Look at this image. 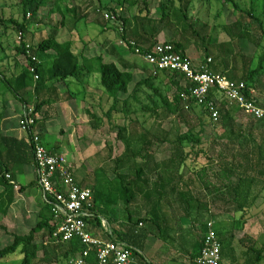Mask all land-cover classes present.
I'll return each mask as SVG.
<instances>
[{"label": "trees", "instance_id": "1", "mask_svg": "<svg viewBox=\"0 0 264 264\" xmlns=\"http://www.w3.org/2000/svg\"><path fill=\"white\" fill-rule=\"evenodd\" d=\"M63 1L19 0L23 16L21 22L0 18L1 27H12L20 35V45L15 49L16 57L21 55L28 60L18 76L13 75L8 79L0 72V93L12 95L25 108L32 110V131L42 136L45 123L51 118L52 106L77 100V94L70 91L71 85H84L87 91L88 86L84 80L92 75H99L105 102L111 103V107L104 112V118L111 121L119 113L124 116L125 125L118 126L117 139L123 142L125 152L116 158L110 157L115 165L112 171L115 178L108 180L105 185L97 174L83 179L71 168L78 186L91 190L94 195L95 218L87 222L92 236L104 242L129 247L134 252V259H139L140 264H147L142 254L149 238L156 237L173 244L175 236L179 235L181 241V235L185 231L181 221L191 219L194 226L204 223L200 237L192 234L194 239L197 238L193 245L198 249L194 254L188 255V258L195 264L203 247L207 224L219 223L223 217L241 214L243 219L235 221L233 232L226 236L222 229L216 231L222 245L223 264L228 258L234 259L235 264L238 262L235 256L237 252L232 248L234 243H239L243 248L240 249L241 258L244 259L242 264H262L264 249H259L254 239L241 226L246 224L249 211L264 193V121L251 120L247 128H239L236 125L237 119L231 116L236 105L222 100L218 109L219 120L214 122L210 110L200 106L192 98L191 85L183 74L151 66L145 61V56L152 54L157 46L169 44L173 46L175 53L191 61L194 66L205 65L212 60L209 69L213 74L232 82L245 83L249 99L260 104L254 89L257 79L264 75V55L259 58L257 69L252 70L254 59L241 55L238 47L245 41L257 47L263 45L264 0H250L249 8H243L237 0H217L233 10L235 23L224 28L230 41L214 45L211 44L210 36L203 35L208 30V25H199L189 15L195 0H118L114 10L100 6L96 10L98 14L106 11L110 18L119 20L122 24V38L130 51L143 59L148 65L146 67L152 68L151 72L147 71L149 77L138 82L132 91L131 87L135 83L134 70L137 68L127 64L115 50H112V56H118V61L106 62L104 56L90 59L83 54L77 55L73 51L72 41L60 42L56 31L43 37L42 31L37 27L42 23L39 20L41 13L48 7H51L50 15L53 12L62 15L61 27L66 26L65 19L71 14L75 16V24L81 23L82 18L75 8H62ZM155 4L159 19L153 17L151 7ZM118 9L129 12V19L118 16ZM133 10L134 15L131 16ZM169 27L178 32L180 37L177 41L176 37L172 42L161 40L162 34ZM32 28L37 30L33 32ZM29 33L41 36L35 46H29L25 42ZM189 38L205 46L203 63L195 64L187 56L185 43ZM136 50L140 51L139 54ZM48 53H53L54 59L50 67L46 68L40 61ZM32 58H36L39 64L34 63ZM240 58L244 66L238 69L233 64L238 63ZM33 66L35 73L31 72ZM156 82L172 88L174 96L169 97L163 93ZM60 87H64L66 92L61 94ZM143 89L150 92L147 95L150 103L147 105L140 101ZM133 104L139 106L141 111H133ZM138 113L153 119L176 117L178 125H185L187 132L181 135L178 132L174 141L150 130L136 132L132 129L136 125L132 116ZM87 114L92 128L98 131L104 118L89 110ZM2 122L3 114L0 113V235L12 237L13 243L5 248L0 246V264H45V260H50L49 264H68L71 258L82 253L84 246L79 241L63 244L53 238L57 222L50 206L44 205L37 224L29 229L27 235L10 231L5 224L17 194L40 189L37 181L27 187L18 184V171L36 166L34 149L26 138L20 140L2 134ZM208 126L224 128L223 137L218 138L219 142L216 139L212 141L213 147L220 149V154L216 156H209L202 147L206 143L204 135ZM167 145L170 149L169 157L158 160L159 150ZM46 149L52 154L60 151L58 148ZM203 155L208 161L198 166ZM215 165L221 170L214 175L216 180H220L219 184L210 183L208 172ZM204 178L208 180V184ZM196 193L199 194L196 196ZM120 204L122 212L119 214ZM194 215L196 219L192 218ZM205 215L209 217L208 221H203ZM102 220L107 221L109 231L103 228ZM91 264H95L94 257Z\"/></svg>", "mask_w": 264, "mask_h": 264}, {"label": "rangeland", "instance_id": "2", "mask_svg": "<svg viewBox=\"0 0 264 264\" xmlns=\"http://www.w3.org/2000/svg\"><path fill=\"white\" fill-rule=\"evenodd\" d=\"M237 1L243 8H249L250 6V0ZM117 3L118 0H64L62 2V8H75L78 16L82 18L81 23L75 24V16L71 14L65 19L66 26L61 27V23L63 21L62 15L58 12H53V14L50 15L49 12L51 7H48L43 10L40 15L39 20H41L42 23L39 27H37V29L42 31L43 37H48L53 31H56L57 38L60 42L69 40L72 41L73 51L77 55L83 54L86 58L91 59L97 56H104L106 62H117L118 56H112V50H115L116 53H119L120 58H122L127 64L130 63L137 68L134 70L135 83L131 87L132 91L138 82H141L149 77L148 72H151L152 68L146 67L148 65L144 62V60L130 51L126 42L122 38L123 31L121 22L116 20L114 17H109V19H107L106 16L109 13L106 11L101 14L102 16L98 14V11H96L99 10L100 6L108 8V10H114L117 8ZM177 5H179V3ZM156 6V4L153 5L151 9L153 17L159 19L160 16L156 13ZM130 14L133 16L134 10ZM189 15L196 19L199 25H208L209 28L204 31L203 35L211 37V44L214 45L230 41L227 38L228 35L224 29L226 26L235 23V14L230 7L225 6L222 2L217 0H195L191 5ZM118 16L129 19V12L118 9ZM0 18L4 20L15 19L21 22L23 16L19 6V0H0ZM37 29L32 28L33 32ZM177 33L178 32H176L174 28L169 27L162 34L161 40L164 42H172L176 37L177 41L180 37ZM40 37L41 36L39 34L29 33L25 38V42L29 46H35ZM19 39L20 35L12 27L5 29L0 26V72L8 79L13 75L18 76L21 72V68H24L28 62V60L21 55L16 57L15 49L18 45H20ZM185 44L187 46V56L193 60L195 64L203 63L205 60V46L191 38H189V41ZM238 49L241 55L244 54L248 58L254 59L251 69H257L259 65V58L264 55V42L262 46L257 47L245 41L239 45ZM40 62L43 63L46 68H49L51 65L50 57L46 60V62ZM233 66H236L238 69L243 68V60L240 58L238 63H234ZM257 82L262 84L261 87L264 90V75L259 77ZM90 84L92 87V95L91 97L86 98V110L83 106H81L82 103L77 104L75 102V104H57L52 106L50 111L51 118L46 121V129L49 130L48 134L50 136L45 135V140L43 139V141H45L50 149H52L53 145L54 147L60 146V153L65 155L69 166L73 169L76 175L78 174L79 178L85 179L88 175L94 176L97 174L96 176L101 177V182L105 185L108 180H113L115 178L112 174L115 165L114 161H112L110 157L112 156L113 159L125 152L123 142H119L117 139L118 126H124L125 122L124 116L121 113L115 115L111 121L104 118V112L111 107V103L105 102L104 93H101L102 91L100 89V83L97 76L92 77ZM156 84L162 89L163 93L167 94L169 97L174 96L175 91L172 88H166L159 82H156ZM75 89H78V87H75ZM143 90L144 93L141 94L140 101L142 104L147 105L150 103L147 98V95L150 92L148 89ZM126 97L127 96L124 98ZM94 105L96 106L94 107ZM260 105L263 107L261 103ZM61 106L69 110L67 119ZM136 109L141 111L139 106L133 104V111H136ZM24 110L25 106L19 101H16L12 95H3L0 93V113L3 114V122L1 124V127L3 128L1 131L2 134H4L3 130L10 131L11 133L9 134H13V131H21L20 116H23ZM87 110L92 113H97L101 118H104L98 131L94 130L89 123ZM240 112H242V110H239L236 106V108L231 111V116L232 118L237 119L236 125L239 128L245 129L249 125L250 121L255 119L251 118L244 112H242L243 114ZM132 118L136 121V125L132 127V129L136 132H143L144 129L150 130L152 133L162 135L170 141H174L178 137V132L179 135L187 132L185 125H182L181 127L178 125L176 117L153 119L142 113H138L137 115H133ZM144 122H146V124ZM222 130H224V128L221 129V127H217L215 129L212 126H208L206 129L204 135L206 143L202 147L209 156H216L218 153L220 154L219 147H213L212 141L216 139L219 142V136L221 137L224 133ZM4 135H7V132ZM169 155L170 149H168V145L164 146L158 152V160H164L168 158ZM207 161L208 160L205 155L201 156L198 166L207 163ZM198 166L195 167L199 168ZM219 172H221V170L218 165H215L213 170L208 172L211 177L210 183L219 184L220 180H216L214 177V175ZM19 175L20 174H18V176ZM26 179L27 181L21 178L19 183L28 184L33 180L32 175L27 176ZM204 179L208 184V180H206V178ZM29 191L30 194L33 195L32 197L36 200L37 204L39 203L41 206L44 205L40 190L32 189ZM197 194L199 193H196L195 195L197 196ZM18 205L19 207L17 208L21 210L25 203L18 202ZM193 206L196 207L195 204H193ZM121 209L122 204H120L118 208L119 214L122 212ZM258 216L264 220V193H262L260 199L256 202V205L249 211L245 220L253 221V219ZM192 218L196 219L197 217L194 215ZM208 218L209 217L205 215L203 217V221H208ZM241 219H243L241 214L223 217L219 220V223L215 222V229L216 231L222 229L224 235L227 236L228 233L233 232L235 229V221ZM33 220L34 219L31 217L29 222L32 223ZM105 223L108 225L107 221ZM183 224L184 226H187L184 227L185 231L182 239L183 247L179 252L181 256L177 262L178 264H187V261L185 260L188 258V255L190 256L191 254H194L195 250L198 249L193 245L195 239L197 238L194 239L192 237V232L195 229L192 220L185 218L183 219ZM13 229L16 232L19 230L20 235H27L29 232V229L27 228H25V230L11 228V230ZM154 238L158 240L156 237ZM156 240L152 242V249L156 248ZM12 243V237L0 235L1 247H8L12 245ZM240 249L243 250L242 247ZM241 250L238 251L237 255H235L238 261L237 263L239 264H242L244 261V259L241 258ZM146 254L147 258H150L148 253ZM50 259L52 261L53 256ZM44 262L45 264H49L50 260H45ZM9 264L16 263L10 262Z\"/></svg>", "mask_w": 264, "mask_h": 264}, {"label": "built area", "instance_id": "3", "mask_svg": "<svg viewBox=\"0 0 264 264\" xmlns=\"http://www.w3.org/2000/svg\"><path fill=\"white\" fill-rule=\"evenodd\" d=\"M30 18V16H29ZM109 19V15L106 16ZM134 46V43H131ZM139 50L136 53L139 54ZM31 57V55H29ZM37 63L36 58H32ZM145 61L160 70L183 74L191 85L190 94L200 106L210 110L214 122L219 120V107L222 100L236 105L251 118L264 121V108L247 96L245 83H237L213 74L207 64L194 66L191 61L175 53L173 46H157ZM39 64V62L37 63ZM36 72L35 67L31 69ZM38 80V76L35 77ZM251 95L253 93L251 92ZM32 110L25 108L21 117L20 129L31 143L36 160V181L42 193L44 205L50 206L57 222L53 238L63 244L79 241L84 249L81 254L70 259L68 264H132L134 252L120 243L104 242L89 232L88 220L95 218V199L93 192L78 186L66 157L50 153L39 133L32 131L34 120ZM10 179V177H7ZM106 221L102 226L109 231ZM195 264H223L222 245L215 229V223L207 224L203 247Z\"/></svg>", "mask_w": 264, "mask_h": 264}, {"label": "crops", "instance_id": "4", "mask_svg": "<svg viewBox=\"0 0 264 264\" xmlns=\"http://www.w3.org/2000/svg\"><path fill=\"white\" fill-rule=\"evenodd\" d=\"M49 57H50V60L52 62V60L54 59V54H52V53H48L46 55V57L41 59V61L46 62V60ZM96 76H97L99 83H100L99 75H96V74L92 75L90 78L84 80L85 84H87V86H88L87 91L84 88V85L82 87H79V86H76V84H72L70 87V91L77 94V100L74 102L77 104L82 103L81 106H83L85 110H86L85 104L87 101L86 98L91 97V95H92V90H91L92 87H91L90 81H91L92 77H96ZM261 86H262V84H260V82H257L255 89H254V91H255L254 93L256 94L257 100L262 105H264V99H263L264 98V90L262 89ZM75 87L76 88L78 87V89H75ZM59 92L61 94H63L66 92V89L64 87L63 88L60 87ZM101 93H103V92H101ZM83 97H84V99H83ZM74 102H71V103H74ZM69 104L70 103H68V105ZM53 106H55V105H53ZM63 106H61V107H62V110H64V114H65L66 119H67L68 115H69L68 114L69 110L63 108ZM67 107H69V106H67ZM70 107H71V105H70ZM20 118H21V116H20ZM41 119H43V117H41ZM2 129L3 128L1 127V131H2ZM6 132H7L8 136H11V137L16 138V139L21 140V139L26 138V136L20 130L13 131L12 132L13 134H9V133H11L10 131H4L3 130L4 134H6ZM48 133H49V130L46 129V123H45L44 130H43L44 140H45V135L50 136ZM44 143H45V141H44ZM45 145H46V148L48 147V149H50L46 143H45ZM59 147L60 146L54 147V145H53L52 149L58 148V150H60ZM56 154H61V153L59 151ZM18 174H20V175L17 178V182L20 186L27 187L32 182L36 181V171H35V168H33V167H26V168L20 169L18 171ZM31 175H32L33 180L30 181L28 184L27 183L26 184H20L19 183V180L21 178H23L24 180L27 181V179H26L27 176H31ZM32 196L33 195L30 194L29 190L25 191L24 193H20V194L18 193L17 194L16 200H15L13 206L10 208L8 218L5 222V224L8 226L10 231H15L14 229L11 230V228L22 229V230H25V228L30 229L31 227H34L37 224L39 213L44 208V205L41 206V205H39V203L37 204L36 200ZM18 202L25 203V205H23V208H21V210H19V208H17V207H19ZM31 217L34 219L32 223L29 222ZM181 226L183 229H184V227L187 226V225L184 226L183 220L181 221ZM202 226H204L203 223L195 224V229L193 232L195 233L196 237L201 236L200 231L202 229ZM241 227H243L244 232L246 234H248L249 236H251L254 239V241L256 242L259 249H264V220L263 219H261L259 216L255 217V219H253V221H247L246 224L242 225ZM108 228L110 230L109 225H108ZM17 232L19 233V230ZM193 232H192V234H193ZM181 237L182 238L180 241L179 235H176L174 238L175 241L173 244L167 243L166 241L156 240L154 237L149 238V241L146 245L144 253L142 254L146 263L147 264H173V263L178 264L177 262L179 261V257L181 256V254L179 252L181 251V247H182V246L180 247V245L183 242V240H182L183 236L181 235ZM155 240L157 241V242H155L156 248L152 249V242ZM232 248L234 250H236V252L238 253V251H240L241 245L239 243H237V244L234 243V246ZM146 253H148L150 258H147ZM185 261H187V264L188 263L192 264L190 258H187ZM132 264H140L139 259L135 258ZM224 264H235V260L228 258ZM262 264H264V261Z\"/></svg>", "mask_w": 264, "mask_h": 264}]
</instances>
